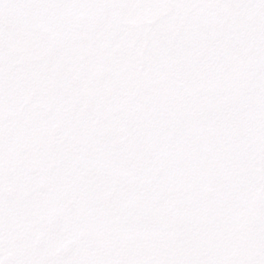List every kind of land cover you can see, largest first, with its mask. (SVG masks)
<instances>
[{
    "label": "snow or ice",
    "instance_id": "obj_1",
    "mask_svg": "<svg viewBox=\"0 0 264 264\" xmlns=\"http://www.w3.org/2000/svg\"><path fill=\"white\" fill-rule=\"evenodd\" d=\"M0 264H264V0H0Z\"/></svg>",
    "mask_w": 264,
    "mask_h": 264
}]
</instances>
